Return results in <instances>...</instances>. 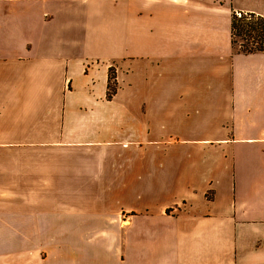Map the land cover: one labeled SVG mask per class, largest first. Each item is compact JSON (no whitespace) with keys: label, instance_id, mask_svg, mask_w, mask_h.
I'll list each match as a JSON object with an SVG mask.
<instances>
[{"label":"crops","instance_id":"crops-1","mask_svg":"<svg viewBox=\"0 0 264 264\" xmlns=\"http://www.w3.org/2000/svg\"><path fill=\"white\" fill-rule=\"evenodd\" d=\"M232 12L264 0H0V264H264V52Z\"/></svg>","mask_w":264,"mask_h":264},{"label":"trees","instance_id":"trees-1","mask_svg":"<svg viewBox=\"0 0 264 264\" xmlns=\"http://www.w3.org/2000/svg\"><path fill=\"white\" fill-rule=\"evenodd\" d=\"M230 33L232 46L238 44L236 38L241 39L236 49L238 52L244 54L264 52V17L250 12L240 14L232 12ZM111 77L113 76L110 73ZM110 83L108 81L107 84L108 98L115 92Z\"/></svg>","mask_w":264,"mask_h":264},{"label":"rangeland","instance_id":"rangeland-1","mask_svg":"<svg viewBox=\"0 0 264 264\" xmlns=\"http://www.w3.org/2000/svg\"><path fill=\"white\" fill-rule=\"evenodd\" d=\"M236 39H237V43H238V44L241 43V42H240L241 39H238V38H236ZM238 44H236V45L234 46L235 49L238 48V47H237ZM110 73H111L112 76H113V77H111V78H110ZM112 78H113V79H112ZM108 81L111 82V83H110V86H111L112 88L114 87V88H115V92H116V89H117V83H116V76H115V69H114V67H110V71H109V73H108ZM115 92H114V93H115ZM114 93H112L111 97L114 95ZM106 97L108 98V96H107V92H106ZM111 97H109V98H111ZM169 210H170L169 208L166 209V211H169Z\"/></svg>","mask_w":264,"mask_h":264}]
</instances>
